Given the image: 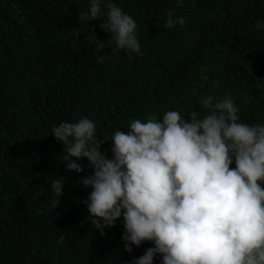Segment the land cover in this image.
Instances as JSON below:
<instances>
[{
	"label": "trees",
	"instance_id": "1",
	"mask_svg": "<svg viewBox=\"0 0 264 264\" xmlns=\"http://www.w3.org/2000/svg\"><path fill=\"white\" fill-rule=\"evenodd\" d=\"M113 2L135 20L142 55L98 62L88 31L109 34L99 19L78 21L90 0H0V264H129L153 246L129 253L122 218L103 236L86 219L91 189L78 181L92 169L82 159L84 172H69L60 161L64 146L49 132L61 121L88 117L110 136L167 111L207 115L212 95L234 100L238 122L264 123V29L255 26L264 0ZM173 9L185 24L167 29ZM111 146H101L109 157ZM57 176L65 188L53 209Z\"/></svg>",
	"mask_w": 264,
	"mask_h": 264
},
{
	"label": "clouds",
	"instance_id": "2",
	"mask_svg": "<svg viewBox=\"0 0 264 264\" xmlns=\"http://www.w3.org/2000/svg\"><path fill=\"white\" fill-rule=\"evenodd\" d=\"M182 5L176 0V8ZM97 19L109 34L101 41L88 31L98 62L121 51L143 54L135 20L113 0H90L78 14L87 26ZM177 24L183 27L185 19L170 10L164 27ZM255 26L264 29V19ZM105 48L111 51L102 53ZM203 103L207 115L167 111L162 120L134 119L110 136L99 134L88 117L61 121L49 132L62 142L60 161L69 172H84L82 159L92 169L78 181L91 189L82 201L86 219L103 236L122 218L129 253L152 243L129 264H154L157 257L160 264H264V123L238 122L231 97L214 102L209 95ZM107 140L110 157L101 147ZM65 179L57 176L50 184L53 209Z\"/></svg>",
	"mask_w": 264,
	"mask_h": 264
}]
</instances>
